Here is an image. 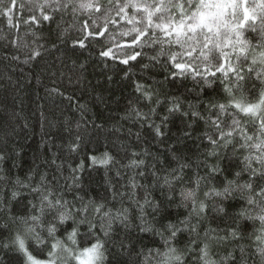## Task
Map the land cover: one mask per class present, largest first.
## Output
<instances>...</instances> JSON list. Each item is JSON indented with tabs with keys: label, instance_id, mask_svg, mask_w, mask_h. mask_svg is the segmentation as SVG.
Here are the masks:
<instances>
[{
	"label": "clouds",
	"instance_id": "1",
	"mask_svg": "<svg viewBox=\"0 0 264 264\" xmlns=\"http://www.w3.org/2000/svg\"><path fill=\"white\" fill-rule=\"evenodd\" d=\"M87 2L18 0L26 13L39 18L43 9L52 21L35 27L23 20L18 35L0 27V189L12 186L5 162L18 160L26 148L41 143L51 155L37 156L40 162L32 169L30 183L43 176L54 196L67 202L82 243L101 244L97 264H161L164 253L167 264H264V195L249 204V190L241 196L238 186L226 199L213 191H222L229 180L264 191V75L257 80L254 72L246 85L228 84L213 75L222 59L215 44L204 48L203 43L165 39L157 32L147 51L138 45L142 55L136 62L108 66L102 70L107 80L90 78L79 50L70 47L78 37L79 21L89 15L81 7ZM10 3L0 0V16ZM125 33L130 40L136 35L121 24L105 42L110 43L112 35L119 41ZM248 39L255 41L257 33ZM176 63L184 69L176 71ZM220 105L221 122L227 120L231 127L236 120L241 129L250 130L245 142L229 148L208 143L205 133L216 131L211 112L219 114ZM249 106L253 110L245 111ZM93 156L108 163L93 164ZM246 157L254 162V173ZM133 160L138 162L134 166ZM210 166L219 171L213 174ZM137 189L147 195L138 196ZM6 199L0 191V202ZM85 207L86 216L78 215ZM242 209L244 216L239 215ZM31 211L20 204L15 213ZM53 217L50 212L35 226L43 240L49 239L47 224L55 223ZM82 219L86 222L80 223ZM209 221L219 230H206ZM237 222L234 238L228 229ZM70 224H57V233L62 236ZM90 224L95 225L91 231ZM17 236L33 255H40L42 246L34 234L0 214V264H26L15 244Z\"/></svg>",
	"mask_w": 264,
	"mask_h": 264
},
{
	"label": "snow or ice",
	"instance_id": "2",
	"mask_svg": "<svg viewBox=\"0 0 264 264\" xmlns=\"http://www.w3.org/2000/svg\"><path fill=\"white\" fill-rule=\"evenodd\" d=\"M56 2L58 3L59 0ZM17 4L18 0H11L10 7L4 11V16L7 17L9 26L18 28V25L13 23L11 15ZM81 7H86L89 10V15L87 20L79 21L78 31L81 34L73 40L74 48L78 44L80 49H85V41H88L89 44L101 43L103 46L99 53L100 56L106 60H112L114 63L118 61L120 65L126 66L136 62L142 55L138 45L143 44L144 51H147L148 46L154 42L155 34L160 32L163 33L165 39L177 38L193 45L203 43L204 48L212 47L215 44L217 48L221 49L222 59L213 75L228 84L243 82L246 85L248 76H252L254 72L257 80L261 78V75H264V0H88L87 4H82ZM20 8L23 10L22 6ZM93 12L95 13L94 17L91 15ZM52 19L48 13L41 9L39 18L36 15H30L24 22L40 27L42 21L50 23ZM121 24L133 28L136 33L135 37L130 40L125 33L124 37L118 41L115 35H112L111 42L106 43V37H109L113 28H119ZM252 32L257 33L255 41L248 39ZM150 37L153 39L150 40ZM118 49H132L133 53L124 56L118 53ZM191 51H198V49L193 48ZM184 67V64H175L176 71H182ZM136 88L139 91L140 85L137 84ZM212 107L215 109V105ZM252 110L251 106L245 109L248 112ZM223 114V105H220L219 114L215 110L211 112V115L216 118L212 119L210 124L216 131L211 135L205 133L208 143L213 148L218 147V142L220 146L229 148L237 142H245V136L250 130L241 129L239 121L236 120H233L231 127L227 120L221 122L219 116ZM248 140H251L250 136H248ZM73 151H75V147H73ZM216 154L218 153H209L210 156ZM89 159L93 164L106 165L108 163L107 159L97 160L94 156ZM245 159L249 161V168L254 173V162L251 157ZM137 163L135 160L130 161L132 166ZM139 163H143V161H139ZM209 170L213 174L219 171L216 166H210ZM73 171L75 172L76 169ZM31 180L32 176H29L27 181L17 179L9 189L10 200L17 201L18 204H25L23 198L29 193L33 194L34 199L28 200L26 203L28 208L32 209L30 213L16 214L9 206L8 199L0 202V214L6 215L8 221L12 223H21L26 232L34 234L37 246H42L40 255H33L25 248L24 240L19 236L16 237L15 244L23 253L26 264H97L101 257V244L99 242L90 245L83 244V234L73 226L75 218L67 202L54 196L53 190L46 186L43 176L38 183H30ZM130 184L135 187L134 181H130ZM233 186H238L241 196H245L246 190H249L247 191L249 204L255 202L256 195H264V191L258 190L252 184L237 185L236 180L227 181L220 192H216L215 189L213 191L216 196L226 199L233 194ZM5 187L9 188L8 185ZM144 203L148 204L147 199ZM100 207L96 206L97 213L100 212ZM193 210L195 211L194 206ZM200 211L203 212V205H201ZM219 211H223V209ZM50 212H54L55 223L48 222L49 239L43 240L35 226L41 224ZM77 214L86 216L87 207L78 210ZM245 214L246 210L244 209L239 213L241 216ZM69 221H72L73 224L65 228L62 236L59 235L57 224L65 225ZM85 222L84 219L80 221V223ZM94 227V224H90L89 231ZM237 229L238 222L237 227L228 229V233L234 238H238ZM208 231L215 233L217 229L210 228ZM171 235L175 236L176 230H173ZM204 254L206 251L202 249V255ZM163 255L164 259L161 264H167L168 253Z\"/></svg>",
	"mask_w": 264,
	"mask_h": 264
},
{
	"label": "trees",
	"instance_id": "3",
	"mask_svg": "<svg viewBox=\"0 0 264 264\" xmlns=\"http://www.w3.org/2000/svg\"><path fill=\"white\" fill-rule=\"evenodd\" d=\"M11 15L13 17V23L15 25H18V28L9 26L7 17L4 15L0 16V27H3L6 31L8 29H12L18 35L21 31H23L22 21L28 19L31 14L26 13L24 10H21L19 4H17ZM83 20H87V17H84ZM44 24L48 25L49 22H44ZM77 36H80L79 32H77ZM85 44H86L85 49H80L78 44L74 48L73 43L70 45V47L79 50L81 56L80 62L85 64V68L88 69V71L85 74L89 75L90 78H92V76L94 75L98 79L107 80V77L102 75V70L107 71L108 66L111 65H116L117 68L125 67L124 65H120L118 61L114 63L112 60H106L105 58L101 57L99 54L101 47L103 46L101 43L89 44L88 41H85ZM113 79H116V77H113ZM27 144L32 145V140L29 139ZM50 155L51 153L49 152L47 145H44L42 147L41 143H37L34 147L26 148V151L20 154V158L18 160L6 161L4 167L6 169H11L12 183L17 179L21 181H27L29 176H34L32 169H34L36 167V164L40 162L37 159V156H39L40 159H43L45 156H50ZM57 163H60V161H57ZM37 181H38V177H35L34 183ZM140 183L143 184L145 182L141 180ZM0 191L6 194V198L9 200V206L12 208V211L15 212V210L20 206V204H18L17 201L10 200L9 188L3 187L2 189H0ZM137 194L138 196L147 195V193H143L138 189H137ZM23 199H24V203L26 204L28 200L32 199V196L26 195ZM221 227H223V225H221ZM210 228L219 230L217 228V225L215 223H212L211 221H209L205 225L206 230H209Z\"/></svg>",
	"mask_w": 264,
	"mask_h": 264
}]
</instances>
